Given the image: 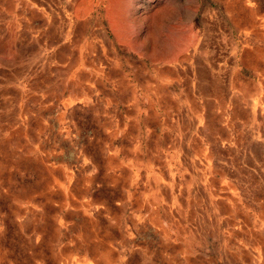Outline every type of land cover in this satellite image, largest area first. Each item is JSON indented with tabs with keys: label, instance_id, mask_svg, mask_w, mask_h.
Masks as SVG:
<instances>
[{
	"label": "rangeland",
	"instance_id": "374dc122",
	"mask_svg": "<svg viewBox=\"0 0 264 264\" xmlns=\"http://www.w3.org/2000/svg\"><path fill=\"white\" fill-rule=\"evenodd\" d=\"M0 264H264V0H0Z\"/></svg>",
	"mask_w": 264,
	"mask_h": 264
}]
</instances>
